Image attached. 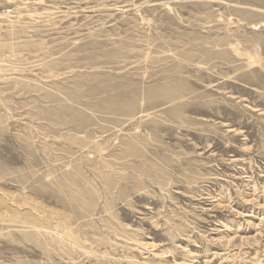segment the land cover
<instances>
[{
  "label": "rangeland",
  "instance_id": "obj_1",
  "mask_svg": "<svg viewBox=\"0 0 264 264\" xmlns=\"http://www.w3.org/2000/svg\"><path fill=\"white\" fill-rule=\"evenodd\" d=\"M0 264H264V0H0Z\"/></svg>",
  "mask_w": 264,
  "mask_h": 264
}]
</instances>
